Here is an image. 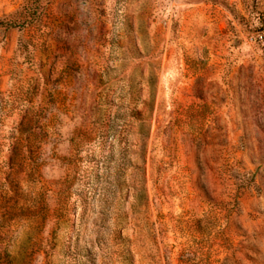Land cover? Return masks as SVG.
<instances>
[{
	"label": "rangeland",
	"instance_id": "1",
	"mask_svg": "<svg viewBox=\"0 0 264 264\" xmlns=\"http://www.w3.org/2000/svg\"><path fill=\"white\" fill-rule=\"evenodd\" d=\"M0 264H264V0H0Z\"/></svg>",
	"mask_w": 264,
	"mask_h": 264
}]
</instances>
